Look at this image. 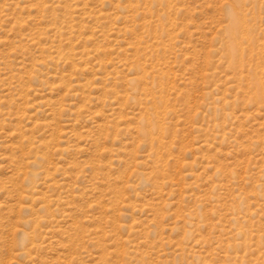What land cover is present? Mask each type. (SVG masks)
Wrapping results in <instances>:
<instances>
[{"label":"rangeland","instance_id":"1","mask_svg":"<svg viewBox=\"0 0 264 264\" xmlns=\"http://www.w3.org/2000/svg\"><path fill=\"white\" fill-rule=\"evenodd\" d=\"M0 264H264V0H0Z\"/></svg>","mask_w":264,"mask_h":264},{"label":"bare ground","instance_id":"2","mask_svg":"<svg viewBox=\"0 0 264 264\" xmlns=\"http://www.w3.org/2000/svg\"><path fill=\"white\" fill-rule=\"evenodd\" d=\"M232 12V11H231ZM234 14V13H233ZM232 17V16H231ZM231 19V18H230ZM241 21V20H240ZM237 19L235 18V15L232 17V25L230 28V32L232 33V35H236L239 34V36L244 37L248 35V28L246 25V22H241V28L238 29L237 27ZM239 45V44H238ZM253 45V44H252ZM244 46V45H243ZM232 47V46H231ZM238 47V46H237ZM240 48V47H239ZM237 52V50L235 49V47H233L231 49V56L235 55V53ZM233 60V59H232ZM238 67V66H237ZM237 67H233L234 69H237ZM258 69V68H257Z\"/></svg>","mask_w":264,"mask_h":264}]
</instances>
